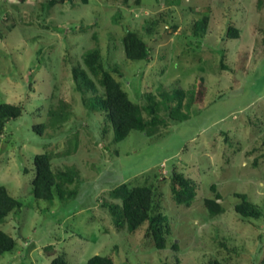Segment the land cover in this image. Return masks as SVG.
Wrapping results in <instances>:
<instances>
[{
  "label": "rangeland",
  "instance_id": "374dc122",
  "mask_svg": "<svg viewBox=\"0 0 264 264\" xmlns=\"http://www.w3.org/2000/svg\"><path fill=\"white\" fill-rule=\"evenodd\" d=\"M128 30L146 41L148 59L125 57ZM263 40L264 0H0V102L24 109L0 132V185L22 203L0 224L16 240L0 264H48L59 252L71 264L94 254L116 264H264V214L234 210L245 193L264 212ZM96 48L129 97L153 95L160 116L161 91L194 85L189 117L113 141L104 115L86 106L101 88L94 80L96 91L82 94L73 76ZM41 122L39 134L32 127ZM45 152L54 171L74 175L64 186L72 196H33L32 157ZM173 167L196 186L188 206L172 197ZM123 182L157 186L169 222L164 249L145 235L147 223L135 232L115 225L103 204L118 203L110 191ZM207 198L223 212L211 216Z\"/></svg>",
  "mask_w": 264,
  "mask_h": 264
},
{
  "label": "trees",
  "instance_id": "16d2710c",
  "mask_svg": "<svg viewBox=\"0 0 264 264\" xmlns=\"http://www.w3.org/2000/svg\"><path fill=\"white\" fill-rule=\"evenodd\" d=\"M207 16L195 20L193 33L201 36L207 26ZM228 37L237 38L238 30L228 28ZM264 41V40H263ZM124 55L130 60L148 59L149 47L146 41L137 31L128 30L121 39ZM84 68H74L73 76L78 84V89L83 94L85 90H95L94 80L101 88V92H95L86 102V106L101 112L106 123L113 132L112 140L117 142L124 139L130 131H143L147 134L155 133L159 125L165 126L168 122H174L189 117L192 107L195 87L183 89L176 85L168 90L160 92L165 114H158V101L153 95L147 94L143 102L133 101L121 83L113 76V69L105 67L99 48L88 51L82 56ZM226 68V66H224ZM92 77V78H90ZM85 99V98H83ZM84 101V100H83ZM86 101V100H85ZM24 112L21 104L0 102V132L6 124L20 117ZM49 115H54L48 110ZM146 114V115H144ZM45 123L33 124L32 129L39 134L43 132ZM264 146V142H263ZM34 176L31 180L32 194L36 199L52 201L56 196L65 198L72 196V190L64 189L65 183H71L74 175L68 170L54 171L51 163V155L47 152L35 154L32 157ZM156 185L141 184L129 186L123 182L116 185L110 191V196L118 200V203L103 204L108 207L117 228H125L128 232H135L144 223H147L145 235L150 237L154 246L162 250L166 247L167 232L169 230L168 216L161 205ZM215 190L214 185L211 186ZM170 190L172 197L178 204L190 205L196 195L194 182L185 177L174 167L170 171ZM239 202L234 204V210L243 218H259L263 216V210L248 199L245 193H236ZM216 198H221L217 193ZM205 205L209 214L215 216L223 212V208L215 199H205ZM21 201L13 197L4 185H0V224L3 223L10 212L19 211ZM16 240L0 228V257L14 249ZM224 245V244H223ZM177 243H172V249L177 250ZM48 264H71L64 253L59 252L53 256ZM85 264H116L111 254H94ZM204 264H236L227 260H208Z\"/></svg>",
  "mask_w": 264,
  "mask_h": 264
}]
</instances>
